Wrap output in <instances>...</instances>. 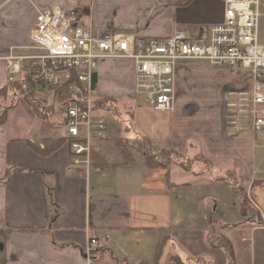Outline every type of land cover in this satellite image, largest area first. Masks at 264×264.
Here are the masks:
<instances>
[{"label":"crops","instance_id":"obj_1","mask_svg":"<svg viewBox=\"0 0 264 264\" xmlns=\"http://www.w3.org/2000/svg\"><path fill=\"white\" fill-rule=\"evenodd\" d=\"M54 4L80 7L81 22L92 20L96 27L136 39L168 37L176 28L188 37L207 36L225 12L224 0H0V90L9 85L4 57L10 48L31 45L34 7ZM31 52L35 50L15 51ZM95 81L97 97L107 105H130L128 100L136 98L131 59L100 61ZM252 86L247 70L180 62L173 109L161 112L164 146L192 163L230 169L238 165L245 183L263 177V152L258 154L256 144L260 135L248 129L231 132L226 120L228 94L249 92ZM107 112L98 110L96 116L107 118L105 136L112 138L113 147L107 149L99 141L103 137L92 138L94 165L87 177H74L67 173L69 147L62 115L43 117L24 99L8 110L6 122L0 124V264H153L157 244L168 235L160 263L174 252L183 263L207 256L212 264H227L224 250L206 242L212 215L199 208L200 196L186 197L191 185L169 187L158 176L161 168L149 167L135 147L126 161L117 141L126 138L127 129L112 125ZM225 217L220 215L221 220ZM223 223L235 264H264V226ZM95 231L105 232L111 242L88 260V236Z\"/></svg>","mask_w":264,"mask_h":264},{"label":"built area","instance_id":"obj_2","mask_svg":"<svg viewBox=\"0 0 264 264\" xmlns=\"http://www.w3.org/2000/svg\"><path fill=\"white\" fill-rule=\"evenodd\" d=\"M224 5L223 20L211 25L207 36L188 37L176 28L168 37L148 39L96 27L92 20L81 22L80 7H34L31 45L13 46L4 57L8 81L13 82L29 70L36 91L61 89L69 94L57 109L65 120L68 174L89 175L92 138L104 137L106 133V117L96 116V111L103 110L106 104L97 97L93 83L104 59L133 60L135 93L143 95L159 112L173 109L175 70L182 61H206L215 68L247 70L253 80L252 90L228 94L227 127L231 132L248 129L264 136V0H224ZM17 49L35 52L16 54ZM47 106L42 115L55 113ZM107 242L105 232H92L86 258L91 260L98 255Z\"/></svg>","mask_w":264,"mask_h":264},{"label":"rangeland","instance_id":"obj_3","mask_svg":"<svg viewBox=\"0 0 264 264\" xmlns=\"http://www.w3.org/2000/svg\"><path fill=\"white\" fill-rule=\"evenodd\" d=\"M66 93L67 92L61 89L53 91L47 88L36 91V94H38L37 96L42 97L41 99L44 98L47 101L53 102L51 110L55 111V118L60 117L57 109L60 103L68 97L69 94L66 95ZM128 101L131 102L130 105L120 103L116 105L106 104V106L102 107L105 112L109 111L107 112V117L112 125H116V128L121 126L127 129L125 133L126 138L118 139L121 146L129 151L130 154L135 152L136 155H143L145 158L147 156L157 155L154 157L156 158V163L161 166L160 162L162 161L164 164V166L157 168H161L158 176L165 180L164 176L169 172L171 178L170 187L182 189L184 186L191 185L192 187L187 189L189 192L185 193L186 197L190 195V197L194 198L196 195H199V208L204 210V213H208L210 216L212 215V217H208L210 218V227L208 231L225 235L224 230L226 224L223 223L225 221L234 222L237 220L238 224L242 222L251 224L253 223L251 222L252 219H256L254 215L255 211L261 214L262 222L260 226H264V182L260 185L261 187H257L254 192L252 189L253 182L255 180L262 181L264 176L259 179H254L251 183H245L240 177V167L238 165L232 166L230 169L225 166H221L220 168L205 166L201 161H194L192 163V161L182 157H174V159L171 158V160L168 158L163 159V155L160 156V152L162 151L161 148H167L164 146L166 128L163 126L160 127L159 124L162 120H165V118L162 117L164 115L154 110L141 94H137L135 99ZM129 130H131L130 133ZM134 136H137L135 141L128 140ZM99 141H102L107 149L113 147L114 144V141L109 135H104ZM256 144L258 147V154L263 152L262 162H264V136L262 137V135H260ZM133 147L138 151L133 152ZM162 152L165 154L164 151ZM138 157L139 156H137V158ZM233 175H235V180L232 179L234 178ZM238 184H241V186H239L241 189L238 187ZM243 207H246V213ZM212 209H216V214H214ZM188 213L191 216V211H188ZM220 215L226 216V219L224 218L221 220ZM227 226L232 227L231 223H227ZM110 242L111 240L109 239V242L104 244V247L108 246ZM174 248H176V246ZM165 255L166 252L164 253V256ZM174 256H176V253L172 252L166 261L165 257L163 258L161 264H182L180 260ZM155 260L154 258L153 264H157ZM183 264H194V262L192 259H188Z\"/></svg>","mask_w":264,"mask_h":264},{"label":"trees","instance_id":"obj_4","mask_svg":"<svg viewBox=\"0 0 264 264\" xmlns=\"http://www.w3.org/2000/svg\"><path fill=\"white\" fill-rule=\"evenodd\" d=\"M190 1L191 0H184V3L187 4ZM31 78H32L31 72L29 70H26L18 78H16L13 82H10L8 86H6L2 90H0V124H4L6 122V114H7L8 110L13 108L17 104V102L21 99H24L34 109V111H36L39 115L42 113V109L45 107V104L37 96L35 84L31 80ZM95 82L96 81H95V77H94L93 78L94 86H95ZM47 107L51 108L52 105H49ZM43 117H44V115H43ZM62 120H63V122H65L63 117H62ZM28 143L30 145H32L33 147L37 148L36 147L37 144L35 142L28 141ZM117 143L121 146L120 141H117ZM122 150L124 153L125 160L129 161V159H130L129 151H127L123 147H122ZM161 150L165 152V154L162 151L160 152V156L163 155V159L168 158L171 160V158L174 159V157L180 156V154H176L175 152H173L167 148H161ZM155 156H157V155H155ZM155 156L151 155V156L146 157L147 165L151 168H154V169L161 167V166H164L162 161L160 162L161 166H160V164L156 163V158H154ZM93 159H94V156H93V151H92V165H94ZM201 159H202V157H201ZM233 176H234V178H232V179L235 180V175H233ZM165 179H166V182L168 183V185L170 187L171 178H170L169 172L166 173ZM257 181H259V180H255L252 184L253 192L257 187H259L264 182V179H262V181H259V182H257ZM235 183L237 184L236 181H235ZM239 186H241V184H238V187ZM240 189H239V191H240ZM243 209H244V212L246 213V207L245 208L243 207ZM254 215L256 216V219H252L251 222H253V223H251V224L260 225L262 222L261 214L258 213V211H255ZM205 237H206V242L210 247L222 248L224 250V252L226 254L227 262H228L227 264H235L234 248H233L230 240L226 237V235H224L222 233L221 234H215V232L212 233V231H206ZM167 239L170 240L171 237L166 236L162 239L161 242H159L157 244V249H156L157 254L155 257V259H156L155 261L157 264L160 263V256H161L162 250L164 248V245H165ZM174 257H177L180 260V262L183 264L180 257H178V256H174ZM193 262H194V264H212L209 257H207V256H201V257L195 258V259H193Z\"/></svg>","mask_w":264,"mask_h":264}]
</instances>
